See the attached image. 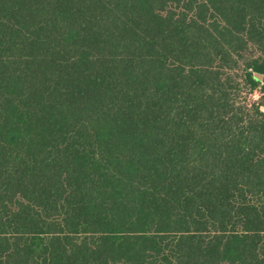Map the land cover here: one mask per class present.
<instances>
[{"label": "trees", "instance_id": "1", "mask_svg": "<svg viewBox=\"0 0 264 264\" xmlns=\"http://www.w3.org/2000/svg\"><path fill=\"white\" fill-rule=\"evenodd\" d=\"M0 264H264V0H0Z\"/></svg>", "mask_w": 264, "mask_h": 264}, {"label": "rangeland", "instance_id": "2", "mask_svg": "<svg viewBox=\"0 0 264 264\" xmlns=\"http://www.w3.org/2000/svg\"><path fill=\"white\" fill-rule=\"evenodd\" d=\"M246 90H244L242 98L245 99L249 97L248 95L245 94ZM252 98V99H251ZM251 98H248V100H257L259 98V93H255Z\"/></svg>", "mask_w": 264, "mask_h": 264}, {"label": "water", "instance_id": "3", "mask_svg": "<svg viewBox=\"0 0 264 264\" xmlns=\"http://www.w3.org/2000/svg\"><path fill=\"white\" fill-rule=\"evenodd\" d=\"M256 77H257L258 79H262V76H260V75H256Z\"/></svg>", "mask_w": 264, "mask_h": 264}]
</instances>
